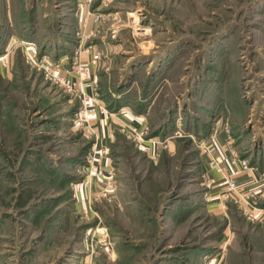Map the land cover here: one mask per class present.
Listing matches in <instances>:
<instances>
[{"label":"rangeland","instance_id":"rangeland-1","mask_svg":"<svg viewBox=\"0 0 264 264\" xmlns=\"http://www.w3.org/2000/svg\"><path fill=\"white\" fill-rule=\"evenodd\" d=\"M27 46L69 67L90 47L107 113L84 121ZM203 142L264 173V0H0V264H264Z\"/></svg>","mask_w":264,"mask_h":264},{"label":"built area","instance_id":"built-area-1","mask_svg":"<svg viewBox=\"0 0 264 264\" xmlns=\"http://www.w3.org/2000/svg\"><path fill=\"white\" fill-rule=\"evenodd\" d=\"M26 59L33 61L40 69H43L46 76L52 81L62 86L66 91L74 94H78L81 100V112H83L84 121H88V117L93 114H106L108 109L105 105L96 102L97 98L95 94L90 93L87 89V83H90V64L96 63L100 56L96 53H91L92 49L90 47L85 48L83 53L90 59L89 63H83L80 60H75L72 67L66 66L63 62L64 55L60 58L55 57L50 53H42L40 57H36L27 46L26 48ZM93 87L94 82L89 84ZM123 131L128 135L138 138V140H143L144 129L142 126L128 125L123 127ZM226 133L230 138V128L226 129ZM129 135V136H130ZM231 139V138H230ZM231 140H229V143ZM201 150L208 158V167L206 173V179L209 185L216 184L220 179L224 180L226 183L225 191L229 194H234L233 196L241 197V190L239 187L238 177L246 173L248 170L253 168V165L244 157H240L236 148H231L229 153L228 165L229 170L225 168L222 164V157L218 154V146L212 142L201 143ZM99 174H106L102 169L98 170ZM252 216L255 214L253 211L250 212ZM210 261L206 264H212Z\"/></svg>","mask_w":264,"mask_h":264},{"label":"crops","instance_id":"crops-1","mask_svg":"<svg viewBox=\"0 0 264 264\" xmlns=\"http://www.w3.org/2000/svg\"><path fill=\"white\" fill-rule=\"evenodd\" d=\"M82 58L85 59V61H86L88 59V56L84 54L82 56ZM124 119H127V118H124ZM252 165H253L254 170H257V168L254 167L256 165H254V163H252ZM241 176H239L240 178L238 179V181H240L239 183H243L242 189H244V191L241 189V187H240V190L245 195L252 197V198H250L249 210L250 211H252V210L257 211L258 210V212H256L258 214L257 216L260 218V220H262V223H263L264 222V208L263 207L262 208L257 207L256 199H260V198H262V200L264 199V173L260 174V173L255 172V171H250V172H247L246 174L244 173Z\"/></svg>","mask_w":264,"mask_h":264},{"label":"bare ground","instance_id":"bare-ground-1","mask_svg":"<svg viewBox=\"0 0 264 264\" xmlns=\"http://www.w3.org/2000/svg\"><path fill=\"white\" fill-rule=\"evenodd\" d=\"M215 260H216V258H213L211 261H212V262H215Z\"/></svg>","mask_w":264,"mask_h":264},{"label":"trees","instance_id":"trees-1","mask_svg":"<svg viewBox=\"0 0 264 264\" xmlns=\"http://www.w3.org/2000/svg\"><path fill=\"white\" fill-rule=\"evenodd\" d=\"M118 104H120V105H121V104H122V102H121V101H119V103H118Z\"/></svg>","mask_w":264,"mask_h":264}]
</instances>
